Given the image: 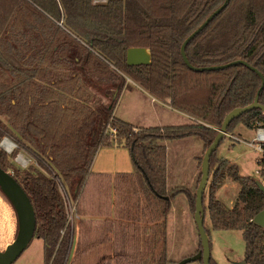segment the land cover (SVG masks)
I'll return each instance as SVG.
<instances>
[{"label":"trees","instance_id":"1","mask_svg":"<svg viewBox=\"0 0 264 264\" xmlns=\"http://www.w3.org/2000/svg\"><path fill=\"white\" fill-rule=\"evenodd\" d=\"M224 2L0 0V167L13 174L34 206L35 238L44 243V264L71 261L75 227L68 222L61 189L76 203L77 215L83 216L94 157L99 148L112 146L115 138L125 139L136 168L133 174L115 178L116 186L131 187L114 202L115 211L128 214L117 216L119 222L125 220L128 227L136 224L137 234L132 238L136 250L124 245L97 264H136L139 260L170 264L167 220L171 202L185 193L195 213L196 198L184 189L167 191L164 143L198 137L206 152L226 116L251 105L262 87L259 74L245 65L197 73L184 63L180 51L184 41ZM130 48L149 49L152 64L129 66ZM186 53L197 68L245 61L264 76V0H230L188 44ZM127 78L194 118V123L137 129L117 119L114 111L120 94L131 88ZM259 103L264 106V88ZM239 125L264 128L263 111L255 109L235 119L228 133ZM110 128L117 131L111 133L114 138ZM5 138L30 154L36 165L17 168L13 161L18 153L8 154L1 147ZM210 167L208 210L213 229L241 231L245 264H264V228L253 221L264 210V193L256 180L241 175L236 164L217 159L216 152ZM227 179L240 188L231 209L217 197ZM205 199L204 194V209ZM139 222L149 224L150 230L138 232ZM83 226L80 220L71 264H80L90 252L82 237ZM133 259L134 263L126 261Z\"/></svg>","mask_w":264,"mask_h":264},{"label":"rangeland","instance_id":"2","mask_svg":"<svg viewBox=\"0 0 264 264\" xmlns=\"http://www.w3.org/2000/svg\"><path fill=\"white\" fill-rule=\"evenodd\" d=\"M105 1L107 0L103 2ZM131 81L132 80L128 78L127 82L129 84L132 83ZM130 86L131 88L134 87L132 84H130ZM127 95L128 92L122 93L116 105V117L117 119L135 126L137 129L182 126L189 125L195 121L194 118L190 119V116L182 112H176L177 110L173 107L174 110L170 109V103H168V101L165 102V104L168 103L166 104L167 107H165L159 104V102H151L152 100L139 98L134 101H137V106L142 109L132 112L129 105L131 97H127ZM133 107H136V105ZM137 113L139 114L136 115ZM135 116L140 117L136 118ZM109 130L111 131L109 133L110 136L111 133H113V135L117 133H114L112 128ZM247 133H249L250 136H242L243 140L253 142L254 140L252 139L256 134L254 136L253 132ZM111 137L114 138V136ZM120 139L121 138H115L113 142L116 143ZM9 140L12 141L11 139ZM13 143L16 145L15 142ZM164 144L167 147V182L170 187V189L167 187V191L172 193L176 189H184L190 193L192 198H196V192L201 177V164L205 153L203 141L198 137H190L182 140L167 141ZM105 147L113 148L115 145ZM15 152L18 154L13 163L20 170L28 169L30 165H36L33 157L26 151L18 149L17 145L14 150L8 154ZM216 158L219 160L225 159L232 164H236L239 166L241 175L243 176L263 181L264 173L262 171L264 170V154L258 153L253 147H250L244 142L232 139L229 136L225 137L216 151ZM212 173L210 175L209 184L205 190V228L210 234L212 263L245 264L246 242L242 232L218 231L214 230L212 227L208 210L209 186ZM226 184H228V188L222 199L223 203L227 204V206H231L233 203L229 204V201L233 200L234 202L239 192H236V189H234L235 185L238 189L240 188L237 183L230 179L226 180L225 185ZM116 187L117 188L114 187L113 189L111 186V193H115V199L119 201V197L126 193L131 185L126 186L127 188L122 187V185ZM61 192L65 198L68 222L71 227L75 226L77 228V205L71 198L66 196L63 188ZM219 192L217 195H219ZM217 197L220 199L219 196ZM88 226L89 222L84 220L83 227ZM17 229L18 221L16 212L10 202L0 192V251H4L8 245L13 243L17 234ZM83 232L87 233V228L86 230L83 229ZM167 244L170 264H178L184 259L197 255L198 252L202 250L199 232L194 219V211L191 210L189 198L185 193L177 194L171 202V209L167 220ZM43 245L44 243L42 240L34 238L28 249L14 264H44V249L43 256L40 254V249L38 250V248L43 247ZM72 260L73 259H71L69 264H71ZM85 262L86 260L79 261L80 264H85ZM188 264L203 263L196 261Z\"/></svg>","mask_w":264,"mask_h":264},{"label":"crops","instance_id":"3","mask_svg":"<svg viewBox=\"0 0 264 264\" xmlns=\"http://www.w3.org/2000/svg\"><path fill=\"white\" fill-rule=\"evenodd\" d=\"M130 84H132V86L134 85V87L126 88L123 90V92L125 93L128 92L127 97L129 96L131 97L129 105L132 112L135 110L137 111L139 109H142L139 106H137V101H134L139 98H146L147 100H152L151 102H159V104L167 107L166 104H168L169 102L165 104V102L158 101L156 98L149 95L134 82ZM135 105L136 107H133ZM170 109H173L171 105H170ZM138 114L139 113H137L136 115ZM114 115L116 116V111H114ZM138 117L140 116H137L136 118ZM189 118L193 119L192 117ZM256 131L257 129L251 130L243 125H239L235 128L233 132L229 133L228 135L236 138L238 141L244 142L247 145H249V143H253L256 140L257 137V135L255 136ZM247 132L254 133L255 137L252 139L254 140L253 142H247V140H243L242 136H246V137L250 136V134ZM114 145L115 147L113 148L101 147L97 151L93 163L91 165V171H90L91 176L85 190V198L83 201V210H82L83 216L77 215L78 218L77 228L73 226L75 227V240L71 253V259H73L75 256L77 242L79 238V221L85 220L89 222V226L84 227L85 230L87 228V233L83 232V236H82L85 239V242L87 243L88 251H90L87 254V259H85L86 264H97L101 260L102 256H105L109 253L111 254L112 251L115 250L120 251L121 248L124 247V245L127 247L128 250H134V251L136 250V241L132 239L137 234V227H135L136 224H131V226L133 227H128V226H124V224L126 223L125 220H121V222H119L120 220L118 218L120 219L124 218L128 214L122 212L121 210H119L118 212L115 211V205H114V202L116 201L114 196L115 193H111V186L113 189L114 187L117 188L115 185V180H116L115 178L123 174H133L136 168L132 160L133 158H131L132 156L131 151L126 146L125 139H120L112 146ZM167 187L168 189H170L168 182H167ZM227 188H228V184H226L219 192V195H217L222 200V202H223L222 198L226 193ZM234 189H236V192L239 191L236 185ZM231 203L234 204L233 200L229 201V204ZM223 204L227 206V204L225 203ZM227 207L231 209L233 205ZM138 225H139L138 232H143L144 230L149 231L151 228L149 224L144 222H139ZM43 249H44V245L43 247L38 248V250L41 251L40 254H42V256H43ZM126 261L134 263V259L126 260ZM43 262H44V256H43ZM137 262L138 263L136 264H142L140 260Z\"/></svg>","mask_w":264,"mask_h":264},{"label":"water","instance_id":"4","mask_svg":"<svg viewBox=\"0 0 264 264\" xmlns=\"http://www.w3.org/2000/svg\"><path fill=\"white\" fill-rule=\"evenodd\" d=\"M230 0H225L224 4L217 9L212 15H210L206 21L192 33L181 46V55L184 63L188 68L194 72H205V71H219L225 70L232 66L239 64L245 65L252 71L259 74L262 79V87L256 95L254 102L244 108H238L229 113L221 129L218 131L213 144L207 149L204 154L202 165H201V180L199 182L196 192V208L194 213L195 223L199 232V237L202 245V250L197 255L184 259L178 264H188L191 262L202 261L203 264H211V242L210 237L205 228V209H204V194L208 186L211 167L210 160L212 155L217 151L220 143L225 139L228 134V127L235 120L241 117L243 114L260 109L264 113V106L259 103L260 93L264 88V76L254 67L250 66L245 61H236L227 65L212 66L197 68L194 67L188 60L186 48L188 44L201 33L211 22L218 16L229 4ZM127 63L129 66H143L152 64V53L147 48H130L127 51ZM255 184L264 193V185L261 181L256 180ZM0 192L13 206L18 221V229L15 240L13 243L8 245L4 251H0V264H14L22 256V254L31 245L35 238V232L37 228V218L34 206L23 189L22 185L15 179L12 173L5 171L0 167ZM254 223L264 228V210L256 215Z\"/></svg>","mask_w":264,"mask_h":264},{"label":"built area","instance_id":"5","mask_svg":"<svg viewBox=\"0 0 264 264\" xmlns=\"http://www.w3.org/2000/svg\"><path fill=\"white\" fill-rule=\"evenodd\" d=\"M104 0H94V3H101ZM114 133H116L117 131L114 129L113 130ZM256 140L253 143H249L250 147H253L258 153H263L264 154V128H260L257 129L256 131ZM227 136H229L232 139L237 140L236 138L230 136L227 134ZM8 143H12L14 145V147L16 146L12 141H10L8 138L3 139L2 143H1V147L7 152V153H11L12 151H9L8 148ZM13 149V148H12ZM14 150V149H13ZM264 185V178L263 181H261Z\"/></svg>","mask_w":264,"mask_h":264},{"label":"bare ground","instance_id":"6","mask_svg":"<svg viewBox=\"0 0 264 264\" xmlns=\"http://www.w3.org/2000/svg\"><path fill=\"white\" fill-rule=\"evenodd\" d=\"M8 148H9V151H13V149L15 148L14 145L12 143H8ZM13 148V149H12ZM25 162V161H23Z\"/></svg>","mask_w":264,"mask_h":264},{"label":"flooded vegetation","instance_id":"7","mask_svg":"<svg viewBox=\"0 0 264 264\" xmlns=\"http://www.w3.org/2000/svg\"><path fill=\"white\" fill-rule=\"evenodd\" d=\"M106 2V1H105ZM122 74V73H121ZM123 75V74H122ZM127 80H128V78H127ZM133 82V81H132ZM126 89V88H125ZM123 92V91H122ZM121 95V94H120ZM114 96H116V93H114ZM120 98V97H119ZM119 101V100H118Z\"/></svg>","mask_w":264,"mask_h":264}]
</instances>
